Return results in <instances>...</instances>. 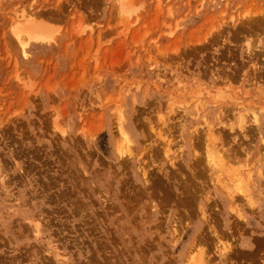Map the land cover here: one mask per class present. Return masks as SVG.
Segmentation results:
<instances>
[{
	"label": "rangeland",
	"instance_id": "1",
	"mask_svg": "<svg viewBox=\"0 0 264 264\" xmlns=\"http://www.w3.org/2000/svg\"><path fill=\"white\" fill-rule=\"evenodd\" d=\"M198 263L264 264V0H0V264Z\"/></svg>",
	"mask_w": 264,
	"mask_h": 264
},
{
	"label": "bare ground",
	"instance_id": "2",
	"mask_svg": "<svg viewBox=\"0 0 264 264\" xmlns=\"http://www.w3.org/2000/svg\"><path fill=\"white\" fill-rule=\"evenodd\" d=\"M23 14H24V12H22ZM28 14V13H27ZM24 16L26 17L27 15L26 14H24ZM21 17H23L22 15H21ZM25 17H23L24 18V20L26 19ZM19 19H20V17H19ZM17 21V20H16ZM26 21V20H25ZM19 22V21H18ZM30 27V26H29ZM30 29V28H29ZM38 29V28H37ZM34 30V29H33ZM27 31V30H26ZM36 32V31H35ZM35 32H33V33H35ZM42 32V31H41ZM32 33V32H31ZM43 33V32H42ZM44 34V33H43ZM29 35V34H28ZM38 35H39V33H38ZM32 38V37H31ZM136 114V113H135ZM256 116V115H255ZM237 119H238V123H239V125H240V128H242V129H245V126H246V119H245V116H242V114L240 113L238 116H237ZM252 119H254V117L252 116ZM251 119V120H252ZM248 120V119H247ZM258 121V120H257ZM207 122V121H206ZM208 124V123H207ZM212 126V125H211ZM120 140L119 141H121V143H120V145L118 146L117 145V148L119 147V151L118 152H120L121 154H125V153H129V155L130 154H132V152H130V148H131V140H130V138H129V136L127 135V133L124 131V129H123V127H120ZM215 131H216V129H214V127H210V128H208V130H207V132L209 133V134H214L215 133ZM216 134V133H215ZM208 135V134H207ZM216 136H218V135H216ZM217 139H218V137H217ZM215 141V140H214ZM168 144V143H167ZM210 145H212V144H210ZM165 147H167V145L165 146ZM210 147V146H209ZM170 149V148H169ZM221 149V148H220ZM118 150V149H117ZM165 150H167V149H165ZM216 150V149H215ZM222 150V149H221ZM222 152V151H221ZM221 152H219L218 150H216L215 152H212V153H210V156H209V159H210V162H211V164H212V167H217V168H222L224 165H225V162H224V156L221 154ZM166 153V152H165ZM126 156H127V154H126ZM168 157V156H167ZM226 158V157H225ZM207 159H208V157H207ZM137 162V161H136ZM152 162V161H151ZM171 162H173V161H171ZM227 163V162H226ZM141 164V163H140ZM143 165V164H142ZM145 165V164H144ZM229 165H227L226 167H228ZM139 167V166H138ZM143 166H141V168H142ZM146 167V166H145ZM148 167H150V166H148ZM140 168V167H139ZM142 170H144V168L142 169ZM145 172V171H144ZM143 172V174H144V176H145V173ZM226 172V171H225ZM147 174V173H146ZM141 175V174H140ZM142 176V175H141ZM247 176H248V174H247ZM233 177V179H234V176H232ZM150 178V177H149ZM241 178V177H240ZM247 178H249V177H247ZM145 179V178H144ZM146 181H147V179H146ZM180 181V180H179ZM240 182L242 181V179H240L239 180ZM237 182V181H236ZM246 182H248V181H246ZM232 183V182H231ZM239 183V182H238ZM238 183H236V185H235V182H234V185H233V188L236 186V188L235 189H233V190H231V188H229V185H228V188H229V190L226 188V190L229 192V194L231 193H234V190H236V192H237V190H238V192L240 191L241 193L243 192L244 193V195L245 196H249L250 197V193L248 192V189L247 190H245L246 189V184L244 185L245 186V188L244 187H242V186H239V185H241L240 183L238 184ZM230 184V183H229ZM243 184V183H242ZM227 185V184H226ZM231 186V185H230ZM248 188V187H247ZM96 190V189H95ZM233 191V192H232ZM230 194V195H231ZM90 199V198H89ZM247 199V198H246ZM202 208V207H201ZM205 209V208H204ZM202 212V211H201ZM205 212V211H204ZM202 214V213H201ZM202 218H203V215H202ZM206 220V219H205ZM30 221V220H29ZM119 221V220H118ZM37 222V221H36ZM30 223V222H29ZM35 225H36V223H35ZM38 225V224H37ZM37 227V226H36ZM39 227V226H38ZM181 232V231H180ZM201 232V231H200ZM217 232V231H216ZM215 232V233H216ZM202 233V232H201ZM203 233H204V231H203ZM35 234H37V232L35 233ZM102 243V242H101ZM202 256H203V254H202ZM201 259H203V257L201 258ZM206 259V258H205ZM210 259H208L207 261H209ZM210 261H212V260H210ZM199 262H201L200 260H199ZM203 262H204V260H203ZM199 264V263H198ZM202 264V263H201ZM206 264V263H205Z\"/></svg>",
	"mask_w": 264,
	"mask_h": 264
}]
</instances>
